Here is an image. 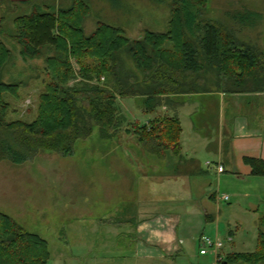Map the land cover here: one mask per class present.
<instances>
[{"label":"trees","instance_id":"obj_1","mask_svg":"<svg viewBox=\"0 0 264 264\" xmlns=\"http://www.w3.org/2000/svg\"><path fill=\"white\" fill-rule=\"evenodd\" d=\"M208 1L175 0L167 31L147 29L142 37L130 38L125 29L101 21L93 33L86 34L85 21L92 12L87 0H71L59 7L39 0H0V5L16 3V11L24 5L31 7L30 12L15 17L11 36L21 46L24 58L39 57L46 47L57 53L47 58L52 79L41 94L37 119L9 121L6 95H16L20 83L3 80L12 51L0 39V157L23 163L39 150L72 155L75 143L90 137L95 126L100 129L101 139H114L124 125H133L119 105L120 98L142 97L146 110L153 112L163 104V96L210 92L206 83L191 80H198L212 66L218 76V91L264 92V53L241 44L220 22L198 21ZM250 16L258 15L249 12L245 19L248 21ZM4 20L2 16L0 25ZM193 33H197L201 45ZM122 54L133 59L135 68L128 67ZM72 59L80 67L77 74ZM78 78L81 80L69 85ZM223 85L226 88L222 89ZM134 127L147 153L160 159L169 153L181 155L182 124L177 115L158 116ZM245 162L254 176H264L263 159L246 157ZM50 260L45 238L0 212V264H50ZM261 262L264 215L259 219L258 250L229 254L220 261Z\"/></svg>","mask_w":264,"mask_h":264},{"label":"rangeland","instance_id":"obj_2","mask_svg":"<svg viewBox=\"0 0 264 264\" xmlns=\"http://www.w3.org/2000/svg\"><path fill=\"white\" fill-rule=\"evenodd\" d=\"M12 1L17 3L21 0ZM174 1L87 0L92 12L85 21V32L88 35L93 33L99 21L125 29V34L130 38L142 37L147 29L165 32ZM39 2L59 7L70 4L71 0ZM16 3L5 2L0 5V18L5 17V22L0 25V39L12 51L3 72V80L20 83L16 95H6L10 105L7 118L9 121L34 122L39 114L41 94L52 79L47 58L57 53L54 48L46 47L39 57L27 59L22 56L21 46L11 37L15 32L14 19L19 14L30 12L31 7L29 4L24 5L20 11H16ZM249 12L258 16H250L247 21L245 18ZM198 21L220 22L233 32L241 44L264 53V0H209ZM193 35L200 44L197 33ZM122 58L128 67L135 66L129 55L122 54ZM72 64L77 74L80 71L78 62L72 59ZM209 70L198 80L192 78L191 83H206L210 91L218 89L214 66ZM80 80L74 79L69 85ZM101 80L104 82L105 78ZM224 88L225 85L222 86ZM186 93L189 92L172 97L163 96L164 101L160 106L168 105L175 109L183 100L181 96L189 95ZM119 105L128 122L133 125H124L114 139H101L100 129L95 126L90 137L80 138L75 143L72 155L39 150L23 163L0 157V212L14 217L27 230L48 241L50 264H92L93 256L101 259L109 257V263L119 261V258H113L118 253L112 251L126 250L117 247L127 243L128 239L123 235L117 240L118 233H115L114 239L108 244L111 247L107 249L103 246L102 241L110 238L112 235L109 233L116 230L103 224L102 219L129 217L141 202L168 194L157 190L158 182L142 181L145 177L141 176L135 162L143 154L158 158L141 147L134 127L135 123L148 124L158 113L147 111L142 97L120 98ZM162 113L165 112L162 110ZM214 121L216 117L213 115L211 122ZM115 168L117 176L114 174ZM127 171L131 172L130 176L126 174ZM210 183L212 188L219 189L221 195L232 196V200L221 202L223 207H228V215L220 223V229L217 231L214 222H205L200 225V232L223 242L221 253L225 258L233 253L256 252L259 246V219L264 215V176L245 182L214 176ZM234 190L249 191L252 195H241L235 199L232 195ZM254 202H257V207L252 206ZM196 229L197 226L192 227L183 222L180 231L186 238V252L181 251L165 264H222L211 253L204 257L197 256L200 243L196 240ZM123 230L128 231L129 228Z\"/></svg>","mask_w":264,"mask_h":264},{"label":"crops","instance_id":"obj_3","mask_svg":"<svg viewBox=\"0 0 264 264\" xmlns=\"http://www.w3.org/2000/svg\"><path fill=\"white\" fill-rule=\"evenodd\" d=\"M181 97L183 100L175 109L163 105L150 112L158 113L157 117L177 115L180 118L181 155L153 159L143 154L135 160L138 171L145 177L142 181L158 182L157 190L168 194L141 202L129 217L102 219L103 224L116 228L112 229L116 230L114 233H109L110 238L102 241L103 246L111 247L108 244L115 233H118L117 240L124 235L128 242L117 244V248L126 250L112 251L118 253L113 258L119 261L109 263V257L93 256L92 264H165L171 261L176 253L186 252V238L180 231L184 221L192 227L197 226L195 235L199 241L204 235L199 230L201 224L214 222L218 231L222 220L227 218L228 207H223L221 202L228 194L221 195L219 189L212 188L211 177L239 182L260 178L252 174L245 158L264 160V92L228 93L216 89ZM213 115L216 121L211 122ZM116 160L112 159L118 162ZM219 165L224 167L223 172L218 171ZM114 170L117 176V169ZM127 172L130 176L131 172ZM232 195L239 199L241 195L250 197L252 194L234 190ZM231 200L232 196L228 202ZM256 203L252 206L257 207ZM125 228L129 230H123ZM199 254L198 257L208 255L200 251ZM219 256L224 260L221 250Z\"/></svg>","mask_w":264,"mask_h":264},{"label":"built area","instance_id":"obj_4","mask_svg":"<svg viewBox=\"0 0 264 264\" xmlns=\"http://www.w3.org/2000/svg\"><path fill=\"white\" fill-rule=\"evenodd\" d=\"M225 169L222 165H219L218 171L223 172ZM223 200L228 201L230 199L229 195H224L222 197ZM200 241V253L203 255L206 254H214L216 256L217 262L221 261V257L219 256V252L223 247V242L219 239H213L207 235H202L199 239Z\"/></svg>","mask_w":264,"mask_h":264}]
</instances>
